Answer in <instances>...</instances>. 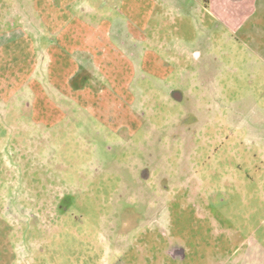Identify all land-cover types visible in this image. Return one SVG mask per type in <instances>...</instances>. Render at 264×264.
I'll list each match as a JSON object with an SVG mask.
<instances>
[{
    "label": "rangeland",
    "instance_id": "374dc122",
    "mask_svg": "<svg viewBox=\"0 0 264 264\" xmlns=\"http://www.w3.org/2000/svg\"><path fill=\"white\" fill-rule=\"evenodd\" d=\"M87 3L81 17L127 40L118 0ZM197 14L157 11L139 44L157 63L139 62L122 110L49 85L58 109L38 112L57 35L32 1L0 0V83L15 91L0 94V264H264V65Z\"/></svg>",
    "mask_w": 264,
    "mask_h": 264
},
{
    "label": "crops",
    "instance_id": "0c3cea01",
    "mask_svg": "<svg viewBox=\"0 0 264 264\" xmlns=\"http://www.w3.org/2000/svg\"><path fill=\"white\" fill-rule=\"evenodd\" d=\"M30 1L49 30L57 35V43L51 47L44 63L46 70L43 73L47 75L48 85L44 89L35 82L32 89L37 97L35 106L38 112L41 107L38 106L39 100L47 105L41 109H49V106L58 109L47 96L49 85L57 98L66 97L81 103L94 113L98 109L101 114L111 113L119 105L122 110L124 103L118 99L128 91V82L136 75L139 62L153 68L157 63V54L141 51L139 44L149 40L144 34L150 31L157 11L172 7L198 12L197 15L202 18L199 23L203 27L211 26L213 30L229 33L240 46L255 53L264 65V0H209L208 4L205 0H191L190 5L188 0H118L116 8L130 20L126 30L127 40L119 45H115L109 37L110 23L95 24L80 16V9L88 7L87 1L92 0ZM198 52L196 74L203 79L208 60L205 53ZM214 60L217 58L214 57ZM235 63L232 70L238 71ZM32 64L36 68L34 60ZM28 79L22 80L27 82ZM5 81L0 83V94L7 99L15 91L9 90ZM89 82H95V85L88 86ZM181 252L184 257L182 249Z\"/></svg>",
    "mask_w": 264,
    "mask_h": 264
},
{
    "label": "flooded vegetation",
    "instance_id": "af4514ba",
    "mask_svg": "<svg viewBox=\"0 0 264 264\" xmlns=\"http://www.w3.org/2000/svg\"><path fill=\"white\" fill-rule=\"evenodd\" d=\"M185 124H192V123H197V120L196 121H192L191 123L187 120V121H184Z\"/></svg>",
    "mask_w": 264,
    "mask_h": 264
},
{
    "label": "trees",
    "instance_id": "16d2710c",
    "mask_svg": "<svg viewBox=\"0 0 264 264\" xmlns=\"http://www.w3.org/2000/svg\"><path fill=\"white\" fill-rule=\"evenodd\" d=\"M205 3L208 4L209 3V0H205Z\"/></svg>",
    "mask_w": 264,
    "mask_h": 264
}]
</instances>
